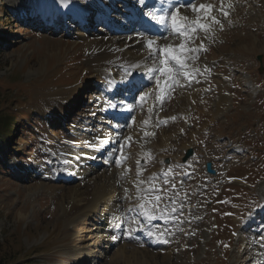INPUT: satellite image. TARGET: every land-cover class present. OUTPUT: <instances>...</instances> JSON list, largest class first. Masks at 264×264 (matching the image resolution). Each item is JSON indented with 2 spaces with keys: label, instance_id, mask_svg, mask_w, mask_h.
Listing matches in <instances>:
<instances>
[{
  "label": "rangeland",
  "instance_id": "1",
  "mask_svg": "<svg viewBox=\"0 0 264 264\" xmlns=\"http://www.w3.org/2000/svg\"><path fill=\"white\" fill-rule=\"evenodd\" d=\"M229 1L217 39L202 49L205 67L214 72L192 78L188 89L181 79L173 84L163 76L170 88L162 96L161 75L147 73L141 76L143 91L118 89L109 97L105 75L91 64L94 50L86 41L104 45L122 36L121 42H136L137 35L101 25L96 9L85 14L73 5L60 9L57 0H0L2 264H254L263 254L264 234H253L250 227L258 228L255 222L264 210V0ZM120 6L115 0L109 16H121L125 9ZM32 10L35 18L21 19ZM69 91L74 93L68 110L52 112L60 110L58 94ZM184 91L191 92L192 101ZM221 95L228 97V107L214 118ZM113 100L115 111L129 104L136 108L133 117L138 115L143 127L134 124L130 133L144 140L145 153L134 141L118 142L107 151L125 152L119 165L105 160L104 153L81 168L93 167L98 178L114 177L105 202L75 226L66 210L80 180L68 173L75 171L65 155L71 144L86 146L87 132L93 136L121 123L101 106ZM189 147L194 156L183 162ZM207 160L214 162L217 176L207 174ZM151 187L159 191L144 195ZM156 195L161 200L154 208ZM142 203L154 216L166 209V223L160 218L147 222L138 211ZM147 225L159 239L144 234ZM164 230L167 239L160 242Z\"/></svg>",
  "mask_w": 264,
  "mask_h": 264
},
{
  "label": "bare ground",
  "instance_id": "2",
  "mask_svg": "<svg viewBox=\"0 0 264 264\" xmlns=\"http://www.w3.org/2000/svg\"><path fill=\"white\" fill-rule=\"evenodd\" d=\"M80 1L81 2L76 0H57V3L59 4L60 9H67L68 5H73L74 7H78V9L81 8L82 12H84L85 14H88L92 12L93 9H96L99 12L100 17L98 21L105 23L109 28H112L118 34H121V32L123 31H128L130 34L137 35L139 37V40H137L136 42L131 40L121 42L122 36H117V38H111L109 42L104 45L99 43L97 39H95V41H86L88 48L94 50V54L92 53L91 56V64L96 67L99 74L105 75L106 85L110 89V94H108L109 96L118 89H130L128 83L129 80L135 82H138L139 80V83L143 85L145 79L142 82L140 76H144L147 73L152 74L154 73L153 69L162 67L160 60L164 58V53L162 50L163 47L166 45L171 47H179L182 43V40L180 38L173 39L170 37V35H167V33L165 31H162L160 26L156 23V18L160 16L162 12L170 10V5L167 4V0H140L139 3H135L134 5L129 6L121 3L122 6L120 7L125 9L124 13L121 16H109L111 13L112 4L115 2V0H88L86 2L83 0ZM148 3H155L152 6V10L150 13L148 11H144V5H147ZM178 3L181 4L180 2ZM204 3H211L217 8L220 6V0H209L208 2ZM224 3L226 10L228 11L231 3L229 0H224ZM146 12L149 14L147 15ZM180 13L189 17L193 16V12L190 8L181 7ZM145 18L147 22H141V20ZM149 22L155 24L154 30L153 26H149ZM218 27L219 25H216L214 33L209 35L207 38H205L203 33L193 34V39L185 42V45L187 46L190 43L192 47L199 48L201 40H203L204 45L206 43L208 44L219 35ZM154 37H159V39L154 40L152 47L149 48L148 41L149 39H152ZM196 38H198V40H196ZM202 49L198 53V59H192L191 57L188 58L187 71L191 73V78L189 80L182 77V81L180 83L185 89L193 86L191 79L194 77H198L200 73L202 75L204 73L203 71H205V73H207V71L209 70L214 72V68L212 66L208 65V67H205V58ZM95 52L99 53L96 54ZM152 54H157L160 57V60L151 59L150 56H152ZM170 63L172 62L170 61ZM172 64L175 66V69L178 70L176 68V65L174 63ZM135 72L138 73L139 79L134 78L133 74H135ZM205 75L206 74H204V76ZM160 81L161 82H159L160 87L158 94L159 96H162L166 94L167 90L170 88V85L169 87L165 88L167 84L165 83L164 79L161 78ZM184 92V95L188 97L190 101H192L193 96H190L191 92ZM73 93L74 92L72 91L70 94L69 91L68 93L58 94L59 99L61 100L59 102L60 110L53 109L51 111L56 112L55 114L57 115H62L65 111H67L70 103L73 100ZM142 99L139 98V100ZM198 99L200 100L201 98L198 97ZM127 100H129V98ZM193 100H195V97ZM115 104L116 102L114 100L112 101V103L104 101L102 102L101 106L103 108H106V113L108 115L112 114V117L118 119L117 121H120L121 123L113 124L112 128L114 130L110 131L107 128L106 130L100 129L99 132L95 133L93 136H90L87 132L84 136V138H88V140L86 141V146L84 148H79L78 146L71 144L70 148H68V153L65 155V158L68 159V162L72 166L73 171H75L72 172V170H68V173L72 174L74 177H77V179L80 180V184L76 189H74L73 194L70 197L68 208L66 210L67 221L75 226L77 223L83 222L85 217L94 212L100 203L105 202V200L108 198V195L112 193V190H110V185L114 177L111 175L107 177L108 175H105L104 177L98 178L94 175L95 170L93 167L84 169L82 171L81 168L85 164H92L94 160H96V157H101L104 153H106L105 155L107 156L105 160L109 161L110 163H116L117 165V161H120L124 158L125 152L120 149L118 150V152H115L114 149L111 151L107 150L109 147L116 148V144L118 142L127 143L130 140L134 141V143L136 142L140 145V148L142 150L141 154L145 153L143 147L145 145L144 140H140L137 134L130 133L131 127L134 126V124L135 126H138L140 128L143 127V124H139L138 122V115L133 117V111L136 108L134 107V105L129 104L130 106H122L120 111H115L113 108ZM227 107L228 97L221 95L218 99V102H216V111L213 113V117L218 118L224 111H226ZM127 114H129L127 116V119H124ZM124 121L127 123H125ZM108 126H110V124H108ZM167 139V137L164 138L163 148L168 145V142H166ZM117 170H119V173H123V177L125 176V178H127L129 176L127 180H133L131 178V175H128V173L124 172V169L117 168ZM132 183L136 184L135 180H133ZM260 190L262 193H264V183L261 184ZM111 220L113 221V219ZM148 221L149 220H147V222ZM148 233L149 231L145 232V234ZM69 250L75 251L72 248H70Z\"/></svg>",
  "mask_w": 264,
  "mask_h": 264
},
{
  "label": "snow or ice",
  "instance_id": "3",
  "mask_svg": "<svg viewBox=\"0 0 264 264\" xmlns=\"http://www.w3.org/2000/svg\"><path fill=\"white\" fill-rule=\"evenodd\" d=\"M137 2L139 3V0H137ZM167 2L170 5V10L162 12V14L156 18V23L160 26L162 31H165L167 33V35L180 38L182 40V43L179 47H171L167 45L164 46L162 49L164 53V58L162 60H160V57L157 54H152L150 58L153 60H160V63L162 65V67L158 69H153V72L159 73L161 76L170 77L171 82L175 84L182 77L184 79L190 80L191 73L187 71L188 58L191 57L192 59H198V53L204 47L203 40H201L199 48L192 47L190 43L186 46L185 42L192 40L193 34L203 33L205 38H207L209 35L214 33L216 25H219L220 29L222 30L224 22L222 17L226 18L229 15V12L226 10L224 0H220V6L218 8L211 3L197 4L196 0H190V2L185 5L179 4L178 0H167ZM181 7L190 8L193 12V16L189 17L181 14ZM157 39H159V37L149 39L148 47L151 48L154 43V40ZM170 61L176 65V68L178 70L169 66ZM128 83L130 88L138 91H143V86L139 82L129 80ZM142 98L143 97H141V99ZM117 164L119 165L120 161H117ZM161 176L163 178V182L165 184H168V177L165 174H161ZM156 179H158V177H153V180ZM125 191H127V189ZM158 191L159 189L151 187L144 193V195H148L149 192L155 194ZM160 200L161 197L159 195H156L155 202L153 205L154 208L158 206ZM169 203L173 202L170 200ZM145 209L146 205L143 203L140 204V208L138 209V211L145 219L149 221L156 218L165 219V217L163 216V212L166 211V209L161 210L160 217H156L150 214ZM175 211L176 209L173 208L172 213L174 214ZM131 231L132 229L129 230L130 236ZM148 234L150 237L154 236L159 239L158 234H154L151 231H149ZM163 242H166V240Z\"/></svg>",
  "mask_w": 264,
  "mask_h": 264
},
{
  "label": "water",
  "instance_id": "4",
  "mask_svg": "<svg viewBox=\"0 0 264 264\" xmlns=\"http://www.w3.org/2000/svg\"><path fill=\"white\" fill-rule=\"evenodd\" d=\"M261 60V58H259ZM194 150L192 148L188 149L186 156L184 157V161H186L191 155H193ZM207 171L212 174H216V171L212 168V163H207Z\"/></svg>",
  "mask_w": 264,
  "mask_h": 264
},
{
  "label": "trees",
  "instance_id": "5",
  "mask_svg": "<svg viewBox=\"0 0 264 264\" xmlns=\"http://www.w3.org/2000/svg\"><path fill=\"white\" fill-rule=\"evenodd\" d=\"M2 120H3V118L0 117V127L3 126V125H1ZM2 140H4V135H0V141H2ZM1 246H2V243H1V240H0V248H1ZM0 264H2L1 260H0Z\"/></svg>",
  "mask_w": 264,
  "mask_h": 264
}]
</instances>
